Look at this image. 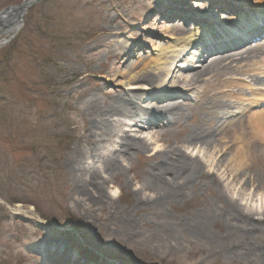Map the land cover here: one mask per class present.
I'll list each match as a JSON object with an SVG mask.
<instances>
[{
  "label": "rangeland",
  "instance_id": "1",
  "mask_svg": "<svg viewBox=\"0 0 264 264\" xmlns=\"http://www.w3.org/2000/svg\"><path fill=\"white\" fill-rule=\"evenodd\" d=\"M25 1L0 0V12ZM31 1L17 33L0 34V264H264V226L249 232L238 215L244 210L254 212L255 221L264 218V148L252 147L251 170L230 161L241 146L232 142L235 130L251 113L264 110V103L251 108L245 103L254 97L247 84L261 89L264 74L255 75L260 83L255 73L208 76V83L164 100L186 101L179 126L148 131L143 121L122 119L133 127L114 126L110 142V136L95 142L86 134L90 124L84 109L88 98L104 107L124 93L117 72L126 73L128 65L141 64L140 72L142 63H151L176 37L210 30L212 21L246 19L247 6L256 0H217L216 6L214 0ZM247 35L207 39L213 45H201L204 55L192 58L183 77L193 78L201 65L220 57L252 52L264 57L263 33L256 39ZM122 49L125 61L115 62ZM226 79L241 90L235 89V98L216 99L218 91L210 84ZM148 104L161 103L153 97L145 99ZM199 128L213 131L219 145L208 149L181 142ZM156 132L166 133L163 141ZM124 134L144 139L149 149L125 156L118 172L107 173L101 161L116 156ZM164 149L199 158L209 176L195 180L182 199L152 205L156 193L144 186L162 161L155 155ZM82 153L87 155L83 174L100 167L103 193L79 182L87 175L70 171L68 164ZM244 184L249 186L242 190ZM196 218L207 222L210 234L198 236L188 228ZM251 247L258 249L255 256Z\"/></svg>",
  "mask_w": 264,
  "mask_h": 264
},
{
  "label": "bare ground",
  "instance_id": "2",
  "mask_svg": "<svg viewBox=\"0 0 264 264\" xmlns=\"http://www.w3.org/2000/svg\"><path fill=\"white\" fill-rule=\"evenodd\" d=\"M214 1V3L211 2V4L216 6L215 3L219 1ZM207 9L208 5L202 7L204 11H207ZM247 10L251 13L248 16L244 15L246 19L241 18L238 19V21L232 20L229 23L226 22L221 24L212 21L210 30H197L196 32L176 37L168 47L161 48L156 52L151 63H142L144 68L140 72H136V70L140 68L141 64L138 65L136 63L128 65L127 71L124 74L117 72V74L122 77L124 86L127 89L124 93L113 97L110 103L106 104L104 107H100L94 98H88L84 101L85 117L90 124V129L86 134H92V138L90 139L95 142H104V140H107L105 138L110 136L108 139V142H110V138L114 133V126L133 127L132 124L126 123L122 119L133 121V123H140V121H143L141 124L143 123L148 131L155 130L156 128H169L174 125L179 126L177 119L179 116H182L183 107L187 105L186 101L182 104L179 103L174 105L175 100L166 102L164 100L172 98L180 93L187 94L189 90L196 89L200 83H208L207 80L205 81V78L208 76L216 79L223 74L249 75V73H255L253 75V78L256 77L254 81L260 83V79L255 75L257 72L264 74V57L258 56L259 52H252L247 57L241 58L233 56L228 58L220 57L210 65H201L198 70H195L193 78L189 79L188 76L183 77V73L188 68V65L193 64V62H191L192 58H197V60H199L200 58L198 57L204 55H201V53H203L201 45H205V49H209V45H213L207 43L211 37H232L236 33H247L249 35L251 31H257L264 24V0H256L254 4L247 6ZM212 12L213 11H210V14H212ZM136 15V17L141 18L139 14ZM253 15L256 16V20L252 18V21H249L247 18H251ZM15 18L16 17L11 16L7 19H3L2 21L6 25L12 21L16 22L13 25H8L5 30L0 32H6L7 35L16 33L20 26V21ZM154 24H156V22ZM203 34H208V36L205 37ZM207 52L204 53L207 54ZM261 52L264 51L261 50ZM184 55L185 57H183ZM114 60L115 62L118 61V63L125 61L124 49L119 50L117 54L114 55ZM242 62L248 63L246 69H244L243 66H239ZM234 64L237 65L234 66ZM148 68H152V71L142 73V71ZM179 75L182 76V79L177 80ZM210 85L211 87L214 86L218 91L215 97L216 99L235 98L237 95L235 89L240 88L239 83H236L232 79H226L223 82L217 81L215 84ZM247 85L248 89H251L253 92L252 94H254V97L251 100L245 101V103H249L248 106H250V108L264 103V87L254 90V85ZM148 87L152 88L149 89ZM142 92L145 93L142 94ZM153 97L157 98V101L161 104L158 106H150L149 104L144 105L145 99ZM229 106L232 107V103ZM247 110V107L244 108V111ZM213 114V116H215L214 112ZM141 115L142 117L146 116V118L140 117ZM239 122L241 123V121H238V124H240ZM155 135L158 141H163L166 133L156 132ZM120 140L116 156L111 160H106L105 162L101 161V167L104 166L103 170L107 173L115 174L118 172L121 168L120 159L125 156H137L141 152L149 149L148 142L141 138H131L124 134ZM181 142L190 147L200 144L208 149L219 145L215 139V133L211 130H207L206 132V130L202 128L191 131ZM232 142L234 144L239 143L241 146L230 159L231 163L236 165L240 170H251L253 163L256 161V157L252 153V147L258 145L264 148V110L251 113L249 117H247L246 124L242 125L239 130H235ZM226 143L227 141L223 144ZM86 157V153H82L79 158L76 157L72 160L68 164V167L71 172H75V174L80 177L84 175L88 176V178L84 179L79 178L80 183L84 184L86 187L90 185L96 189H100L103 193V185L106 181L103 180L104 178L101 175L100 167L99 169L97 167L94 170H88L87 174H83L82 172V170L85 171ZM155 157L162 158V161L159 163L157 170L149 175L150 178L147 179V183L144 186L145 191L156 193V199L152 201V205L169 204L177 199H182L187 193L186 190L194 186L195 180L205 175L207 177L209 176L205 170V164H203L199 158L190 157L180 149H164L159 151ZM79 172H82V174L80 173L79 175ZM167 175H169V177ZM234 179H236V176ZM248 186V184H244L242 190ZM84 189L85 188L82 187L81 190L85 191ZM98 199L99 201H103V194L100 195ZM149 203L150 202L147 201L143 202V200L140 201V204L144 206ZM253 213L254 212L246 213L244 210L238 212V215H240L239 224L242 229L249 227L247 230L249 232L254 229L256 231L262 229L261 226H264V218L255 221ZM262 215L264 217V212H262ZM254 222L258 223L254 224ZM188 225H190L188 228H191L192 232L198 234V236L203 233L207 234L208 232V224L205 220L196 218L194 221L189 222ZM209 234L205 235L208 241L211 240H209V238H211ZM44 241L50 243L52 240L46 237ZM251 245L254 244L251 243ZM247 249L251 251L250 254L252 256H255L258 250L255 247ZM260 258L264 262V249L261 252ZM251 260L252 259L249 258L248 262ZM251 263L256 264V260Z\"/></svg>",
  "mask_w": 264,
  "mask_h": 264
},
{
  "label": "water",
  "instance_id": "3",
  "mask_svg": "<svg viewBox=\"0 0 264 264\" xmlns=\"http://www.w3.org/2000/svg\"><path fill=\"white\" fill-rule=\"evenodd\" d=\"M31 3H32L31 0L25 1L24 3H22L20 5H17V6L11 7V8H7L6 10L2 11L0 13V22H1V20L7 19L8 17H11V16L16 17L17 20L20 21V26L18 28V30H19L20 27H21V23L24 20L25 14H26V12H27V10H28V8H29V6H30ZM15 22L16 21H12V22L9 23V25H13V24H15ZM0 25H3L2 26L3 27L2 30H5L8 27V25H4V24H0ZM1 33L2 34H6V32H0V34ZM11 38L12 37H10V39Z\"/></svg>",
  "mask_w": 264,
  "mask_h": 264
},
{
  "label": "trees",
  "instance_id": "4",
  "mask_svg": "<svg viewBox=\"0 0 264 264\" xmlns=\"http://www.w3.org/2000/svg\"><path fill=\"white\" fill-rule=\"evenodd\" d=\"M71 226V225H70Z\"/></svg>",
  "mask_w": 264,
  "mask_h": 264
}]
</instances>
